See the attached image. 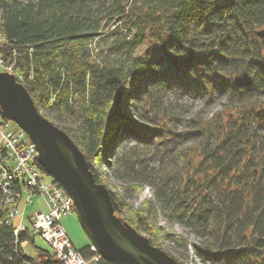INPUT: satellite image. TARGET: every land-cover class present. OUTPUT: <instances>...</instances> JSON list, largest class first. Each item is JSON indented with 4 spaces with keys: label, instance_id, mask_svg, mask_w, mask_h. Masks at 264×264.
Segmentation results:
<instances>
[{
    "label": "trees",
    "instance_id": "trees-1",
    "mask_svg": "<svg viewBox=\"0 0 264 264\" xmlns=\"http://www.w3.org/2000/svg\"><path fill=\"white\" fill-rule=\"evenodd\" d=\"M262 28L264 0H0V53L37 110L70 119L56 126L88 163L124 141L115 172L129 185L147 182L154 197L126 221L163 248L164 214L200 238L197 254L211 264H264V39L255 34ZM244 70L252 82L238 87L233 78ZM168 92L209 105L224 100L227 117L200 112L182 131L133 118L143 121L144 106L158 107ZM158 150L160 164L150 167ZM7 219L0 206V264H34L21 243L39 235L27 226L17 237ZM80 253L94 254L90 245ZM39 255L40 264H61L49 251Z\"/></svg>",
    "mask_w": 264,
    "mask_h": 264
},
{
    "label": "water",
    "instance_id": "water-1",
    "mask_svg": "<svg viewBox=\"0 0 264 264\" xmlns=\"http://www.w3.org/2000/svg\"><path fill=\"white\" fill-rule=\"evenodd\" d=\"M255 34L264 39V28ZM233 81L238 87H247L252 76L244 70ZM0 116L16 123L35 145L43 171L72 198L82 228L105 261L178 264L166 251L152 245L146 236L116 216L119 207L114 204L109 189L95 181L85 154L66 132L37 110L16 76L5 71H0Z\"/></svg>",
    "mask_w": 264,
    "mask_h": 264
},
{
    "label": "rangeland",
    "instance_id": "rangeland-1",
    "mask_svg": "<svg viewBox=\"0 0 264 264\" xmlns=\"http://www.w3.org/2000/svg\"><path fill=\"white\" fill-rule=\"evenodd\" d=\"M0 44H4V39L2 34L0 33ZM98 44L101 46L102 53L105 54L107 49L105 48V40L98 41ZM264 50V46H263ZM147 51V46L143 44L140 46L136 52L137 56H143ZM2 55V53H0ZM7 61V60H6ZM10 63V62H8ZM0 71L7 72L4 67L0 66ZM17 75V79L21 81V76L18 70H13ZM224 100H219L214 104H206L204 100L200 97H191L189 95H177L172 92H168L165 94L163 99L160 101L158 107H151L145 105L143 110L145 113V119L141 121L137 118V115H133V118L143 124L145 122L154 121L157 124L166 125L167 128L172 130H180L186 129L189 120L197 115V113L203 112V115L206 118L213 116L216 112L221 111L222 117L225 119L228 114L227 109L222 110V104ZM44 114L51 120L55 125L60 126L61 128H66L69 125V120L66 117H58L57 113L49 112L47 110ZM118 117V116H117ZM2 120V117L0 116ZM9 123V128L11 130H17L19 127L13 121L7 120ZM117 121V119H116ZM124 141H120L115 143L112 147L111 153L107 156L100 157V153H96L89 158V164L92 166L94 171L96 172V176L103 181V184L109 189L111 193H113L114 198L119 203V210L116 211V216L121 220L133 219L136 215L142 211H144L145 204L149 200H154L153 192L150 185L147 182H143V184H127L126 180L118 177L115 172L116 169L122 170V162L118 159L121 157V146ZM187 147L191 146V143L186 144ZM128 146L134 147V141H130ZM159 151V150H158ZM154 151L150 158V167L153 166L157 168L160 164V151ZM113 159H116L113 161ZM45 181L50 180V176L43 173L42 175ZM24 203H21L20 210L24 208ZM35 210H40L42 212L47 211V206L43 199L39 196L33 197V202L25 206V220L24 223L27 226H30V222L28 216L33 214ZM20 221V217H15L13 219V224L15 226L18 225ZM61 222L67 231L72 243L79 250H84L91 244V241L84 229L81 226L78 215L75 210L63 217ZM159 226L162 228L163 232H157L158 239L162 241L161 248L162 250H168L173 258L176 259L178 264H211L209 261L203 260L197 254L198 247L200 245V238L192 232L189 228L183 227L178 223H169L166 220L164 214L159 213L158 216ZM156 232L154 231V234ZM144 235V233H141ZM166 234L174 235L177 237L180 246H175L172 242H170L169 238ZM254 236V235H252ZM251 237V236H250ZM23 248L24 254L33 259L34 264H40L41 259L44 256L39 255L40 250L51 251L50 246L40 237L35 236L34 243L21 245ZM158 247V246H157ZM170 255V254H169ZM56 260V259H55ZM94 264V263H93Z\"/></svg>",
    "mask_w": 264,
    "mask_h": 264
},
{
    "label": "built area",
    "instance_id": "built-area-1",
    "mask_svg": "<svg viewBox=\"0 0 264 264\" xmlns=\"http://www.w3.org/2000/svg\"><path fill=\"white\" fill-rule=\"evenodd\" d=\"M0 66L17 79L16 73L12 72L14 64L8 63L3 55H0ZM37 162V149L27 134L20 128L11 130L8 121L0 119V206L8 210L5 223H12L15 217H20L14 229L18 237L20 231L27 228L24 223L25 206L33 202V197L39 196L47 211L35 210L28 216L29 233L39 235L50 246V256L61 264H93L103 260L92 244L90 248L94 254L90 260L85 259L74 246L61 222L75 210L73 200L52 177L45 181ZM21 203L25 204L22 210ZM24 244L26 241L21 243Z\"/></svg>",
    "mask_w": 264,
    "mask_h": 264
}]
</instances>
